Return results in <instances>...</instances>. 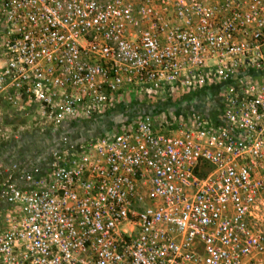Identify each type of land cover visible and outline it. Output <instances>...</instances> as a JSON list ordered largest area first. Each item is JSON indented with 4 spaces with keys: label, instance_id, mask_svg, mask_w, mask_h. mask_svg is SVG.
<instances>
[{
    "label": "built area",
    "instance_id": "built-area-1",
    "mask_svg": "<svg viewBox=\"0 0 264 264\" xmlns=\"http://www.w3.org/2000/svg\"><path fill=\"white\" fill-rule=\"evenodd\" d=\"M207 88L215 117L73 142L124 96ZM1 99L54 143L0 164V264H264V0H0Z\"/></svg>",
    "mask_w": 264,
    "mask_h": 264
},
{
    "label": "rangeland",
    "instance_id": "rangeland-1",
    "mask_svg": "<svg viewBox=\"0 0 264 264\" xmlns=\"http://www.w3.org/2000/svg\"><path fill=\"white\" fill-rule=\"evenodd\" d=\"M219 109V93L215 88H207L189 94H177L163 99H150L139 96H124L121 107L112 113L95 118L92 124H85L73 132L74 141L79 139L96 138L116 131L124 123L145 115H158L162 113L184 114L191 111L215 117ZM42 124V123H40ZM45 128V126H42ZM37 127L43 135L44 128ZM46 133V131H45ZM48 133L51 131L48 130ZM58 132H56L57 134ZM72 142V143H73ZM40 146V144H38ZM264 225V222H263ZM264 227V226H263Z\"/></svg>",
    "mask_w": 264,
    "mask_h": 264
},
{
    "label": "crops",
    "instance_id": "crops-1",
    "mask_svg": "<svg viewBox=\"0 0 264 264\" xmlns=\"http://www.w3.org/2000/svg\"><path fill=\"white\" fill-rule=\"evenodd\" d=\"M40 123L41 117L33 105H27L25 110H15L0 100V126L8 124L10 127L9 131L0 134V164L25 165L45 160V150L54 143V136ZM39 125L44 128L43 135L38 131Z\"/></svg>",
    "mask_w": 264,
    "mask_h": 264
}]
</instances>
